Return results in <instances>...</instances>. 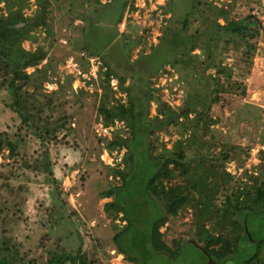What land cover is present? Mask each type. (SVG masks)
<instances>
[{
    "label": "trees",
    "instance_id": "1",
    "mask_svg": "<svg viewBox=\"0 0 264 264\" xmlns=\"http://www.w3.org/2000/svg\"><path fill=\"white\" fill-rule=\"evenodd\" d=\"M30 1L0 0V4H5L0 6V62L5 68V88L13 95V102L1 113L10 115L11 125L31 131L38 138L42 150L37 160L42 162L40 167L50 180L58 181L49 163V143L58 140L69 128L73 114L62 101L64 83L59 78L55 81L57 89L46 92L44 88L45 82L54 81L48 51L40 44L27 49L23 43H38L43 31L52 35L56 19L53 13L58 10L71 18L79 37H92L104 24L114 26L106 42L100 40L103 45L89 41L77 47V38L74 44L84 53L81 59L88 65L92 58L100 60L101 93H96L99 119L106 128L114 126L108 149L125 148L122 164L113 168V177L121 184L102 194L112 198L104 206L108 216L114 220L120 217L124 222L116 239L133 228L147 226V253L176 257L190 242L203 247L216 264H264V220L259 222L260 232L254 228L256 232H252L250 225L252 215L264 214V149L259 150L260 163L254 166L257 172L246 170V181L236 183H232L234 177L226 170V163L241 158L242 154L249 155L250 147L223 143L219 152L210 150V145H217L210 139L213 125L218 122L214 117L215 106L224 105L233 94L243 97L247 92L242 79L234 78L232 65L225 63V55L228 52L241 55L247 65L245 71H249L260 51L256 40L264 29L257 14L240 11L238 2L242 0H166L162 8L170 17L162 28L159 43L151 45L150 52H145L146 45H142L138 57L132 60L131 53L140 39L125 31L116 38L114 28L118 31L127 7L135 9L133 0H34L35 9L26 15ZM76 20L81 23L75 25ZM119 49L126 66L114 61ZM117 69H123L124 73ZM162 75L177 76L174 81L183 91L178 106L160 94L165 86H156L155 81ZM68 76L72 84L73 75ZM128 76L131 80L127 83ZM112 80L117 81V89ZM119 93L125 97L117 96ZM152 104L157 114L149 118ZM119 123L126 129L125 136L117 128ZM170 128L177 131L179 138L168 148L160 143L157 130L170 133ZM8 135L7 130L0 132V155L6 146L12 153L17 150L18 143ZM135 180H142L145 192L123 194L127 200L121 201L119 196ZM139 196H146L159 207L157 216L148 213L155 218L148 219L147 224L137 203ZM189 210L196 217H203L196 224L197 241L173 239L171 246L165 238L167 231L161 229ZM11 248L0 247L3 250L0 264H25L13 255ZM117 248L131 264H141L140 258L127 255L124 247ZM236 257L242 259L236 261ZM42 264L94 263L80 248L77 252H53Z\"/></svg>",
    "mask_w": 264,
    "mask_h": 264
},
{
    "label": "rangeland",
    "instance_id": "2",
    "mask_svg": "<svg viewBox=\"0 0 264 264\" xmlns=\"http://www.w3.org/2000/svg\"><path fill=\"white\" fill-rule=\"evenodd\" d=\"M133 1L135 9L127 7L118 31L114 29L116 38H119V32L125 31L132 38L140 39L131 53L132 60H135L142 45H146L145 52H150V46L159 43L162 28L167 24L170 14L164 13L162 8L166 0ZM30 5L25 10L26 15H31L35 9L34 0L30 1ZM0 6L4 7L5 4L1 3ZM238 7L244 14H257L264 25V0H242L238 2ZM53 15L56 18L53 34L40 32L38 43L25 41L23 46L35 49L40 44L48 51L52 58L50 73L54 81L45 82L44 88L46 92L57 89V78L64 83L62 101L66 110L73 114V119L58 140L49 143V163L58 178V181H52L40 167L42 162L37 160L42 150L38 138L31 131H21L14 124L11 125L10 115L1 113L4 107L13 102V95L5 88V68L0 62V132L7 130L8 138L18 143L14 153L5 145L0 155V247L12 246L13 255L25 264H42L53 252H77L80 248L94 264H131L118 251V245L124 247L130 257L136 255V258H140L141 264H216L215 261L209 263L203 247L187 242L197 241L196 224L203 219L202 216L196 217L190 210L173 218L171 224L161 229L167 231L165 238L171 246L173 239L181 238L187 242L176 257L145 252L149 247L147 226L133 228L116 239V233L123 229L124 222L120 217L114 220L108 216L104 206L112 198L103 197L102 194L112 186L121 184L120 180L113 177V168L122 164L125 148L109 150L108 143L114 134L109 127L106 129L100 125L102 121L97 111L99 97L96 95L101 93L98 79L100 60L92 58L88 65L81 59L84 53L76 49V45L79 47L89 41L103 45L100 40H107L106 36L108 32H113L114 26L104 24L103 29L96 30L94 36L79 37L69 16L58 10ZM110 16L114 18L111 13ZM109 21L112 23V20ZM80 23L75 21V25ZM74 38H77L76 45ZM256 42L260 51L254 56L249 71H245L247 65L241 55L234 52L225 55V63H230L234 68V78L242 79L247 89L245 96L233 94L224 101V105L214 108V117L218 122L213 125V137L210 139L215 140L217 145H210V150L219 152L223 143L250 147L249 155L242 154L241 158L226 163V170L234 177L232 183L246 181V170L254 174L257 172L254 166L260 163L259 150L264 149V29ZM121 43L119 39L118 44ZM124 59L122 51L116 50L114 61L126 66L122 62ZM167 68H170L169 65ZM28 71H33V68H28ZM117 71L124 73L123 69ZM68 74L73 75L72 84ZM239 74L243 77H239ZM176 77L162 75L155 81L156 86H165L160 94L174 106L180 104L183 92L174 81ZM130 80L128 76L127 83ZM112 85L117 89L116 80H112ZM117 96L124 98L125 94L119 93ZM155 107L152 104L149 118L156 116ZM142 109L145 111V108ZM6 117L9 118L6 120ZM117 128L123 130V136L127 134L122 123ZM170 130V133L157 130L160 143L166 144L168 148L179 138L175 129ZM143 186L142 180L131 182L124 189L126 193L119 196L121 201L127 200L123 194L144 193ZM137 198L147 224L158 215L156 211L159 207L146 196ZM251 217L252 232H260L258 226L264 220V214ZM259 235L256 233V236ZM0 252L3 250L0 249ZM234 259L240 261L242 257Z\"/></svg>",
    "mask_w": 264,
    "mask_h": 264
},
{
    "label": "built area",
    "instance_id": "3",
    "mask_svg": "<svg viewBox=\"0 0 264 264\" xmlns=\"http://www.w3.org/2000/svg\"><path fill=\"white\" fill-rule=\"evenodd\" d=\"M100 125L102 126V124H100ZM102 127H103V126H102ZM113 127H114V126H110L109 128H110V129H113ZM106 129H108V128H106Z\"/></svg>",
    "mask_w": 264,
    "mask_h": 264
},
{
    "label": "water",
    "instance_id": "4",
    "mask_svg": "<svg viewBox=\"0 0 264 264\" xmlns=\"http://www.w3.org/2000/svg\"><path fill=\"white\" fill-rule=\"evenodd\" d=\"M211 261H213V260L209 257V263H210Z\"/></svg>",
    "mask_w": 264,
    "mask_h": 264
},
{
    "label": "flooded vegetation",
    "instance_id": "5",
    "mask_svg": "<svg viewBox=\"0 0 264 264\" xmlns=\"http://www.w3.org/2000/svg\"><path fill=\"white\" fill-rule=\"evenodd\" d=\"M230 262V261H229Z\"/></svg>",
    "mask_w": 264,
    "mask_h": 264
}]
</instances>
